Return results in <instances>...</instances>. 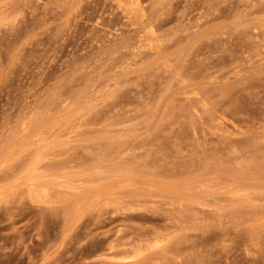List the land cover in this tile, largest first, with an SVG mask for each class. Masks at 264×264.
I'll use <instances>...</instances> for the list:
<instances>
[{"label": "rangeland", "instance_id": "obj_1", "mask_svg": "<svg viewBox=\"0 0 264 264\" xmlns=\"http://www.w3.org/2000/svg\"><path fill=\"white\" fill-rule=\"evenodd\" d=\"M0 264H264V0H0Z\"/></svg>", "mask_w": 264, "mask_h": 264}]
</instances>
